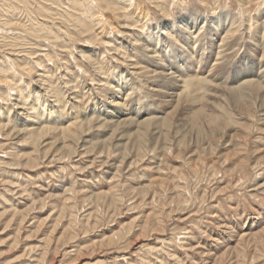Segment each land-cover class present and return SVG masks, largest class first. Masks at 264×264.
Listing matches in <instances>:
<instances>
[{"label":"rangeland","instance_id":"1","mask_svg":"<svg viewBox=\"0 0 264 264\" xmlns=\"http://www.w3.org/2000/svg\"><path fill=\"white\" fill-rule=\"evenodd\" d=\"M62 1L68 4L64 5ZM62 1L40 0L38 3L37 0H0V22L17 21L21 28L6 26L8 29L3 28V31L8 37H5L7 38L5 41L4 38H0L3 41H0L2 46L0 63L3 65L2 67L0 64V68L7 70L6 67L14 66L11 67L10 73L14 87L9 88L0 83V92L2 91V98L4 97L0 98V111H2L0 122L4 123L8 112L14 115L16 109L13 108L16 106V92L19 87L20 89L22 87L21 90L24 89L22 91L24 100H29L27 103L34 106L36 111L44 107L46 102L55 100L62 108L60 110L64 115L61 118H66L73 109L70 106L72 102L68 98L66 101L63 96L64 100L62 97L58 99L54 94L58 92L59 85L73 74H75L73 76L75 82H73L76 87L78 86L81 100V103L77 102L74 107L78 105L83 107L84 111L79 116L86 113L89 116L93 99L102 95L100 90L96 89L97 84L93 83L101 82L100 76L104 74L111 80L115 73L119 74V71L122 72L127 68L126 58L121 56L123 53L129 56V47L119 40L122 34L108 26L104 37L98 35L99 42L95 45L86 44V39L74 29V22L68 20L69 17L63 16L65 9L62 7H69L70 2H74L78 4L76 6L79 9H75L76 6L71 7V14L81 17L84 21L87 20L86 24L93 29V19L88 14L89 5L93 3L91 4L90 0ZM82 1H85V4ZM150 1L145 0L142 3L138 1V8L150 12L149 20L153 26L163 23L164 14L152 3L153 1ZM207 1L210 6H205L201 0H155L154 2L164 7L170 22L190 9H195L205 16L217 17L221 12L229 15V20L237 26V40L226 64L219 66V73L236 76V72L247 67V62H260L262 69L264 67V0ZM17 2L21 7L17 8ZM41 2L46 3L43 4L45 7ZM27 8L29 9L26 11ZM50 8H53V14L46 13L51 11ZM37 10L38 15L41 13L40 16L36 14ZM101 13L103 21H106V18L111 19L110 14ZM133 13L132 9H126V14L134 17L138 24V30H132V33H137L138 36L145 35L149 26L143 25ZM46 14H49L52 20H45L46 17L50 19ZM38 19H43L42 23L39 24ZM22 25L27 28L26 31ZM38 26L42 29L39 30L41 33L36 31ZM46 28L56 31L53 30L51 33V30ZM3 31L0 30V34ZM35 32H39V36L35 37ZM13 36H23L24 39L17 38L20 40L19 43L14 38V40L10 38ZM2 43H5V46ZM52 47L57 49L53 50ZM80 47L88 52L90 50V55L97 60L96 67L93 68L85 58L75 55L82 49ZM7 48H10V53ZM116 48L119 49L118 52ZM91 52H97L98 55L95 53L92 55ZM28 54H31L33 60ZM32 54L35 56L33 57ZM245 55L248 56L247 61L239 64V60ZM9 61L12 62L11 65ZM35 61L39 63L34 64ZM65 63H68V69ZM45 64H48V67ZM30 66H33V69ZM49 68L52 70L50 71ZM13 70L18 71L17 74ZM14 74L18 77L15 78ZM35 74H45L47 77L44 76V79L39 77V80L44 81L45 84L51 83L52 87L43 85L46 90L39 89L40 86L35 82L38 81V77ZM12 79H17V82L16 80L13 82ZM258 82L260 83L256 85L242 83L241 87L232 83L222 84L221 94L215 99V103L212 106L205 105L204 113L194 125L186 120L183 126V118L180 120L178 114L171 115V126H164L167 143V148L164 149L154 147L149 136L147 146L140 152L115 151L109 154L112 150L110 146V151L109 149L104 153L94 151L86 158L77 156L78 158L56 160L46 157V149L40 143L35 147L29 144L21 146L14 144L15 142L10 139L6 141L5 134H0V171L2 172L0 173V264H36L38 261L40 264H53V262L54 264H264V101H262L264 83ZM101 84H103L101 87H107L105 82ZM90 86L92 91L88 89ZM230 87L237 91L231 92ZM8 92L13 96L12 100ZM46 107L49 108V105ZM6 123L11 124V121ZM145 129L148 130V127H144L143 131ZM102 132L104 131L97 134L91 132L90 137H95L94 140L108 139L111 132L107 131L99 137ZM178 137L184 139L180 145L176 142ZM27 159L32 161L37 159L40 164L34 167L28 165L27 170L24 166ZM11 163H21L24 167L14 168L10 166ZM140 185H145L143 191L133 189ZM101 191L108 194L107 201L89 198L91 194ZM113 196L120 198L116 206L110 205L108 201ZM222 221L232 226L234 232L223 233L219 225ZM231 233L235 234V237L230 236ZM110 236H114V241L109 240ZM215 237L221 240L214 241ZM141 238H144L143 241L140 240ZM138 240L140 241L136 243ZM205 249L213 250L214 255L205 254L203 252Z\"/></svg>","mask_w":264,"mask_h":264},{"label":"bare ground","instance_id":"2","mask_svg":"<svg viewBox=\"0 0 264 264\" xmlns=\"http://www.w3.org/2000/svg\"><path fill=\"white\" fill-rule=\"evenodd\" d=\"M18 1H21V0H18ZM37 1H38V3H40L39 2L40 0H37ZM138 1L139 2L141 1L140 3H142L145 0H115V1H112V0H110V1L109 0H90L91 4L93 3V5H89V11H88V9H87V11L89 12L88 13L89 17L91 16L93 19V27H94L93 29H90V27L86 24L87 20L84 21L81 19V17L78 18V16L76 17L74 14H71L70 8L71 7L74 8L76 5L78 6V4H75L74 2H70L69 7H62V9L63 8L65 9L64 10L65 13H63V16L65 15V16L69 17L68 20H72V22H74V25H75L74 29L77 31V33L80 36L83 37V39H86V44L89 43V44L95 45L96 42H99V39L97 38L98 35L104 37V33L106 34L105 31H106V28L108 26H110L114 31H117L118 33L122 34L123 36L121 35L119 37V40H121L123 42L122 43L123 45L129 47V50H128L129 56L125 55L124 53L121 56L123 58H126L127 68L122 72L119 71L120 72L119 74L115 73L114 77L111 80H109L108 76L105 74L100 76L101 78L99 80L101 82H105L107 84L106 88L101 87L103 85V84H101V82L93 83V84H97L96 89L100 90V94H102V95H100V97H97V98H95V96H94L95 99H93L94 101L92 103V111L90 112L89 116L87 115L86 112H84V113H86V115L82 114L81 116H79L82 113V111H84L83 107H80L79 105H78V107H76V106L74 107V104H77V102L81 103L80 102L81 100H80L79 89L77 88L78 86L76 87L74 85L75 78L73 76L75 74L71 75V77L66 76L67 78L65 79L64 82L62 81L63 83L58 81L61 83L62 86L58 84L60 86V88H58V92H56V94H54V97L56 96L58 99H61V97L63 96V97H65L66 101H68L67 98L69 99V101L71 100L70 102H72V105H70V106L73 109L68 113L69 116H67L66 118H61L64 114L62 115L63 112L61 113V110H60L61 107L58 105L59 102L57 103L55 100L52 101L53 103L52 102L48 103L45 101L46 105H44V107H42L41 109H39L37 107L38 110L36 111L34 106H30L27 103L29 100L28 101L24 100L25 99L24 95H22L23 94L22 91L24 89L21 90L22 87H21V89L19 87L17 92H16V94H17V101L15 103L16 106H15V108H13V109H16V110H14V115L11 114L12 112H8L7 117L5 118L4 116H2L3 113H1V116L3 117V119L5 118L6 120L4 119V123L2 121L0 122V134H2V133L5 134V136L7 138L6 141L8 139H10L12 142H15L14 144H18L21 146H28V144H29V145H32L31 147H35V146H37V143H40V145H42L44 147V149H46V151H45L46 157L47 158L51 157V158L56 159V160H63L65 158L72 159V158L77 157V156L80 158H86V157H88V155L90 153H93L94 151H97L98 153H104L107 149L110 148V146H112V150L110 151V149H109V151H110L109 154H111L113 152L115 153V151H118L121 153L122 152L123 153H127V152L131 153L133 151L134 152L135 151L140 152L142 149H144V147L147 146V143H148L147 140L149 139V136H150V139L153 141L154 147L158 146V147H161V149H164V148H167L166 147L167 146L166 138L164 137L165 133H166L165 132L166 128L164 129V126H166V125L171 126V117H172L171 115L178 114V117L180 118V120H182V118H183V126H185V124L187 122L186 120L190 121V123H193V125H194L196 120H198L199 117L202 115V113H204L203 109H204L205 105L208 104V106L209 105L212 106V104L215 103V99H217L219 97V95L221 94V85L222 84H224V83L231 84L232 83V84H236L239 87L240 85L241 86L243 85L242 83H245L246 85H256V84L260 83L258 81H261V83H264V67H262V69H260L261 68L260 62L259 63L258 62H256V63H253V62L248 63L247 62V67L244 68L243 70L241 69L238 73L236 72V76H231L230 74L229 75H222L219 73V66L223 65V63H225L226 60H228V58L231 56V54L233 52L232 49L235 46L234 42L237 40L236 39V31H237L236 27L237 26H234L233 23L231 22V20H229V15L221 12V14L218 15L217 17L214 15L205 16L203 14L201 15V13L199 11H196L195 9H190L187 13L184 12V14L178 15L176 17L175 21L171 20V22H170L169 18H168L169 16L167 15V11L164 9V7L162 5H157L158 3L154 2L155 0H151V1H153L152 3H154L156 5V7L160 11H162V13L165 16V20L164 21L162 20L163 23H159V24H156L153 26V23H151L149 20V14L148 13H150V12H148V10H144V9L140 10L138 8ZM201 2L205 6H210V3L207 0H201ZM38 3H37V5H39ZM44 3L41 2L42 6L45 7L46 3H45V5H43ZM83 3L85 4V1ZM17 4H18L17 8H18V6L21 7L19 2H17ZM63 4L65 5L68 3L63 2ZM1 7H3V6H1ZM13 8H15V7H13ZM33 8H35V6ZM140 8H141V6H140ZM24 9H25V7H24ZM28 9L29 8H27L26 11ZM50 9H51V11L46 12V13H50V12L52 13L53 8H50ZM75 9H79V8L77 7ZM126 9H128V10L132 9V11H134L133 15L135 14L137 19L140 20V22H142L143 25L149 26L148 27L149 30L147 29L148 32H146L145 35L138 36L137 33L136 34L132 33L133 32L132 30H138V24H136L134 17L132 18V17L127 15L129 11L126 14ZM54 10H56V9H54ZM78 11H80V10H78ZM81 11H84V10L81 9ZM101 12L110 14L111 19L106 18V21H103V19L101 18L102 15H100ZM210 12H211V10H210ZM84 13H85V11H84ZM36 14L38 15V10H37ZM40 14L41 13H39L38 16H40ZM88 14H86V15H88ZM31 15H33V13ZM46 15H49V14H46ZM80 15H82V14H80ZM9 16L11 18V14ZM12 17H14V16L12 15ZM85 17L88 18V16H85ZM34 18H30V19H34ZM42 18H44V17H42ZM49 18L50 19H47V17H46L45 20H52L51 19L52 17H50V15H49ZM13 19H15V18H13ZM38 20L40 21V22H38L40 24V23H42L43 19H41V20L38 19ZM45 20H44V22H45ZM0 21H1V19H0ZM3 21L0 22V30H2V31H3V28H5V29L7 27L17 28L20 26L17 24L16 20H14L16 22H12V23L9 20H7L5 23H3ZM34 23H36V22H34ZM48 23H51V21H48ZM33 24H32V26H33ZM90 24H92V23H90ZM24 25L26 26V24H24ZM36 25H38V24L36 23ZM36 25H35V27H37ZM46 25H47V23H46ZM25 26H23V27H25ZM44 26H45V23H44ZM39 27L40 26H38V29L36 31L42 30ZM30 28L33 29V27H30ZM53 28H54V26H53ZM12 29L14 30V28H12ZM19 29H21V28L19 27ZM26 29L27 28L25 27V31H26ZM46 29L49 30V28H46ZM29 30H27V32ZM50 30H51V33H53L52 31L55 29H50ZM31 31L33 33V30H31ZM4 32L5 31H3V33L0 34L1 35L0 38L1 37L4 38L3 41H5L7 39V38L5 39V37H8L6 35L7 33H4ZM7 32H9V31H7ZM10 32H12V31H10ZM39 32L38 33L35 32V34H34L35 37L39 36ZM263 33H264V31H263ZM31 34H29V35H31ZM49 34H50V32H49ZM12 35H13V33H12ZM55 36H57V35L55 34ZM20 37L21 36H19V37L13 36L10 38L12 40L15 39L16 41H18L20 43V40H17V38L20 39ZM22 37H21V39H24ZM37 38L40 39L41 37L40 38L37 37ZM30 39H31V37H30ZM102 40H104V39H102ZM0 41L3 42L2 40H0ZM28 41H29V39H28ZM36 41H38V40H36ZM9 42H10V40H9ZM40 42H42V41H40ZM249 42H250V40H249ZM34 43H37V42H34ZM43 43H45V42H43ZM49 43H50V41H49ZM4 44L5 43H2L3 46H5ZM13 44H14V42H13ZM40 44H42V43H40ZM248 44H250V43H248ZM255 45H256V43H255ZM8 46L10 47V44H8ZM36 46L38 47V45H36ZM91 46H90V48H91ZM0 47H2V46H0ZM55 47H52L53 50L57 49ZM93 47L95 48V46H93ZM45 48H47V47H45ZM80 48H82V47H80ZM9 49L7 48V50H9ZM97 50L98 49H96V51ZM115 50L117 52L119 51L118 48H116ZM1 51L2 50L0 48V52ZM57 51H61V50H57ZM8 52L10 53V50ZM14 52L15 51L13 50V53ZM117 52H115V54ZM248 52H249V50H248ZM5 53H7V52L5 51ZM27 53H29V52H27ZM51 53H52V51H51ZM93 53H95V55L97 54V52H91L92 55H93ZM20 54H21V51H20ZM46 54H48V52ZM76 54L80 58L81 57L85 58L93 68L97 66L96 65L97 60L93 56L90 55V50L88 52L87 50H85V48H82L81 50H78L75 53V55ZM30 55L28 54L29 57H30ZM32 56H33V54H32ZM24 57H25V55H24ZM47 57H48V55H47ZM97 57L98 56H96V58ZM247 57L248 56L245 55V57L240 59L239 64H242V61H244V63H245L247 61V59H246ZM12 58H10V59H12ZM30 58L32 59V57H30ZM39 58H41V57L39 56ZM39 58L37 59L38 61H39ZM58 58H60V57H58ZM7 59H8V57H7ZM7 59H6V61H7ZM26 60H27V57H26ZM36 61L34 62V64L39 63ZM11 63L12 62H10L9 64L11 65ZM42 63H44V62H42ZM67 64L65 66H67ZM4 65H6V64H4ZM7 65H8V62H7ZM38 65H42V64H38ZM47 65L45 64L46 67H48ZM257 65H258V67H256ZM21 66H23V65H21ZM27 66H28V64H27ZM2 67H3V65H2ZM11 67H12V65L6 67L7 70L4 68H0V83H1V85L9 86V88L14 87V86H12L13 83L10 79L11 78L10 73L12 72V68L14 66L12 68ZM49 67H51V66H49ZM249 67L251 69H249ZM22 68L24 69V67H22ZM30 68L33 69V66L32 67L30 66ZM51 68H49L50 71L52 70ZM104 68L106 70V67H104ZM255 68H257V70H255ZM66 69H68V66ZM37 70H38V68H37ZM42 70H43V68H42ZM20 71L22 72V70H20ZM38 71L40 72V70H38ZM17 72H15V73L17 74ZM16 74H14V77ZM26 74L27 73L25 72L24 75H26ZM45 74H46V72H45ZM45 74L44 75L43 74H35L38 77L37 78L38 81L37 80L36 81L34 80V81L36 82V84H38V86H40L39 89L44 88L46 90V87H43V85H47L48 88L52 87L51 83L45 84L44 81L39 80V77H42V78L44 76L47 77ZM50 75H53V74H50ZM66 75H68V74L66 73ZM79 75H81V74H79ZM83 76H81V77H83ZM17 77L18 76H16L15 78H17ZM25 78H26V76H25ZM30 78L31 77H29L28 79L30 80ZM78 78L79 77H77V79ZM18 79H20V77ZM14 80H16V82H17V79H14ZM14 80H13V82H15ZM21 80H23V79H21ZM25 82H26V80H25ZM84 82H86V81H84ZM81 83L83 84V81L80 82V84ZM28 84H30V83H28ZM82 84H81V86H82ZM16 85H17V83H16ZM20 85H22L21 82H20ZM53 87H55V86H53ZM1 89L4 90L3 87H1ZM88 89L90 90L91 86L88 87ZM88 89H86V90H88ZM229 89L231 92H234V90L237 91L233 87H230ZM239 90L240 89H238V91ZM91 91H92V89H91ZM34 92H35V90H34ZM8 93L10 94V92H8ZM45 93H47V92H45ZM86 93H87V91H86ZM224 93H225V91H224ZM34 94H37V93H34ZM41 94H43V92ZM47 95H48V93H47ZM10 96H11V94H10ZM262 96L264 99V93ZM12 97L13 96H11L10 100H12ZM41 97H42V95H41ZM221 97L219 99H221ZM0 98H2V93L0 94ZM5 100H6V98H5ZM5 100H4V102H5ZM63 100H64V98H63ZM6 101L8 102V100H6ZM262 101H264V100H262ZM9 103H11V102H9ZM239 103L237 102V104H239ZM48 105H49V108L46 107ZM1 107H2V105H1ZM0 110H1V108H0ZM211 110H213V109H211ZM0 112H2V111H0ZM145 114H147L148 116H144ZM188 116H189V118H188ZM78 118H80V119L78 120ZM51 119H52V121H50ZM0 120H2V119H0ZM63 120H64V122H63ZM5 121L6 122L11 121L12 125L10 123L9 124L6 123ZM51 122H53V123H51ZM144 127H148V130L145 129V131H143ZM184 130L186 131L185 128H184ZM101 131H104V132L100 133L99 137L103 136L107 131H110L111 134L109 135V138L107 139V138L103 137L104 139L97 138L96 140H94L95 137H93V138L90 137L91 132H96V134H97L98 132H101ZM182 132H184V131H182ZM178 135H179V133H178ZM189 135H191V133H189ZM179 136H182V135H179ZM187 138H189V137H187ZM1 139H2V137H1ZM172 139H173V137H172ZM189 139H191V137ZM183 141H184L183 138L178 137L176 142L180 145V144H182ZM38 153H39V151H38ZM177 153H178V151H177ZM30 156H33V155L30 154ZM79 159H78L77 163L79 162ZM36 161H37V159L33 160V161H32V159L31 160L27 159L24 163V166L27 168V170H28L29 166L30 167L38 166L40 163H39V161H37V162ZM79 165H80V163H79ZM10 166L11 167L13 166L14 168L15 167H24L23 165H21V163H18V164H15V163L12 164L11 163ZM7 168H8V166H7ZM11 169H13V168H11ZM9 170H10V168H9ZM16 170H17V168H16ZM4 171H7V170H4ZM14 172H16V171H14ZM0 173H2V172L0 171ZM11 174H13V173H11ZM14 174H16V173H14ZM146 185H148V184H146ZM133 189L138 190V191H143L145 189V185L144 186L140 185V186H137ZM99 190H100V188H99ZM106 194H107L106 192L101 191L98 193L91 194L89 196V198L91 197L92 199H99L102 201H105V200L107 201L106 198H109V197H108V194L107 195ZM108 201H109L110 205L116 206L119 204L120 198L117 196H113V197H110V199H108ZM219 225H220V228H221L223 233L234 232L232 230V226L228 225L224 221H222ZM159 233H162V232H159ZM230 236L235 237V234L231 233ZM143 239L144 238H141L140 240L143 241ZM109 240L114 241V236H110ZM140 240H138L136 243H138ZM213 240L219 241V240H221V238L215 237ZM119 248L117 250H119ZM108 251H110V250H108ZM66 252H68V251H66ZM115 252H113V253H115ZM203 252H205V254L210 255V256L212 254L214 255L213 250L209 251V250L205 249V251H203ZM121 256H119V257H121ZM114 257H116V256H114ZM125 257L126 256L124 255L123 258H125ZM116 258L118 259V257H116ZM108 260H109V258H108ZM110 260L112 261L113 257ZM118 262H121V261H118ZM118 262H116V263H118ZM37 263L40 264V261H38ZM53 264H54V262H53Z\"/></svg>","mask_w":264,"mask_h":264}]
</instances>
